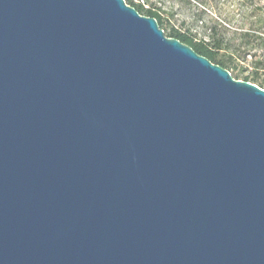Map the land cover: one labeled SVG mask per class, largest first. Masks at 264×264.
Returning <instances> with one entry per match:
<instances>
[{
  "label": "water",
  "instance_id": "1",
  "mask_svg": "<svg viewBox=\"0 0 264 264\" xmlns=\"http://www.w3.org/2000/svg\"><path fill=\"white\" fill-rule=\"evenodd\" d=\"M0 264H264V90L124 0H0Z\"/></svg>",
  "mask_w": 264,
  "mask_h": 264
},
{
  "label": "trees",
  "instance_id": "2",
  "mask_svg": "<svg viewBox=\"0 0 264 264\" xmlns=\"http://www.w3.org/2000/svg\"><path fill=\"white\" fill-rule=\"evenodd\" d=\"M125 3L133 7L140 15L156 19L160 29L168 38H173L189 46L195 53L208 59L212 64L229 71L231 76L242 81L252 83L264 90V52L258 55L254 52L255 47L264 45V20L256 18L252 29L242 33L243 49L238 55H228L225 53L226 44L224 42V32L221 27L205 25V40L197 37L189 28L168 26L164 24L170 22L169 17H164V11L159 6L161 0H124ZM205 13L201 11L195 23H197ZM172 17V14H169ZM234 69L236 72L231 73ZM246 73V74H245Z\"/></svg>",
  "mask_w": 264,
  "mask_h": 264
},
{
  "label": "rangeland",
  "instance_id": "3",
  "mask_svg": "<svg viewBox=\"0 0 264 264\" xmlns=\"http://www.w3.org/2000/svg\"><path fill=\"white\" fill-rule=\"evenodd\" d=\"M158 5L162 7L164 17L170 18L164 27L189 28L203 40L206 39L205 25L221 27L228 55H238L243 49L242 33L252 29L256 18L264 20V0H161ZM201 11L205 14L195 23ZM261 33L264 37V30ZM254 52L261 55L264 45H257ZM235 72L231 70L232 74Z\"/></svg>",
  "mask_w": 264,
  "mask_h": 264
},
{
  "label": "built area",
  "instance_id": "4",
  "mask_svg": "<svg viewBox=\"0 0 264 264\" xmlns=\"http://www.w3.org/2000/svg\"><path fill=\"white\" fill-rule=\"evenodd\" d=\"M140 2H141V3H143V1H142V0H140Z\"/></svg>",
  "mask_w": 264,
  "mask_h": 264
}]
</instances>
